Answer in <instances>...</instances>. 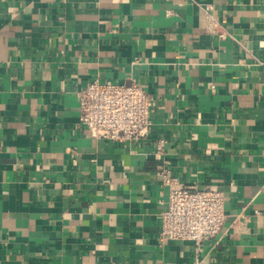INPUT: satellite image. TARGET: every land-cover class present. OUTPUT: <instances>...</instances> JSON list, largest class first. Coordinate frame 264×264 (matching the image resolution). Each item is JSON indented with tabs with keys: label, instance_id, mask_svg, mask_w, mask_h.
Instances as JSON below:
<instances>
[{
	"label": "crops",
	"instance_id": "obj_1",
	"mask_svg": "<svg viewBox=\"0 0 264 264\" xmlns=\"http://www.w3.org/2000/svg\"><path fill=\"white\" fill-rule=\"evenodd\" d=\"M94 79L150 93L146 139L86 132ZM164 169L224 192L216 237L162 236ZM197 258L264 264V0H0V264Z\"/></svg>",
	"mask_w": 264,
	"mask_h": 264
},
{
	"label": "built area",
	"instance_id": "obj_2",
	"mask_svg": "<svg viewBox=\"0 0 264 264\" xmlns=\"http://www.w3.org/2000/svg\"><path fill=\"white\" fill-rule=\"evenodd\" d=\"M78 98L80 125L90 136L117 143H134L149 136L153 99L138 82L94 79L79 91ZM156 151L164 154L163 140L158 142ZM161 176L163 184L171 186L169 199L160 213L162 236L198 245L216 237L227 216L224 192L196 185L172 187L177 180L170 169H164Z\"/></svg>",
	"mask_w": 264,
	"mask_h": 264
}]
</instances>
